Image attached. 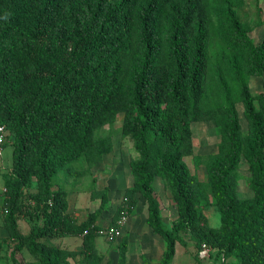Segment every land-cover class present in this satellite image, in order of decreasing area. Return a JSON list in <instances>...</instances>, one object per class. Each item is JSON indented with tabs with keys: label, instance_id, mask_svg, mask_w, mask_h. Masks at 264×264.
<instances>
[{
	"label": "trees",
	"instance_id": "obj_1",
	"mask_svg": "<svg viewBox=\"0 0 264 264\" xmlns=\"http://www.w3.org/2000/svg\"><path fill=\"white\" fill-rule=\"evenodd\" d=\"M244 0H0V126L13 141L12 171L3 176L5 219L13 264L26 249L40 264H102L96 239L101 207L79 223L69 211L62 172L78 173L85 160L101 164L114 150L97 132L124 116L123 135L139 154L131 164L134 184L124 195L113 226L130 217L142 199L147 225L162 237L160 264H172L177 244L192 234L226 261L264 264V93L249 81L264 76V40L256 44L238 7ZM215 12L217 24L212 18ZM242 105L249 133L244 134ZM213 122L219 152L210 157V185L221 214L209 227L200 204L205 186L186 158L193 155V126ZM3 157V156H2ZM0 157V159L2 158ZM248 163L254 196L242 199L240 167ZM166 181L178 218L168 228L156 194ZM36 191L29 192L33 183ZM25 202L24 208L21 203ZM22 215L31 227L19 230ZM83 236L81 252L46 240ZM129 238L119 245L127 264ZM211 253V256L213 254Z\"/></svg>",
	"mask_w": 264,
	"mask_h": 264
},
{
	"label": "rangeland",
	"instance_id": "obj_2",
	"mask_svg": "<svg viewBox=\"0 0 264 264\" xmlns=\"http://www.w3.org/2000/svg\"><path fill=\"white\" fill-rule=\"evenodd\" d=\"M240 0H235L238 3ZM240 18L244 23L253 30L251 36L256 44H260L264 40V0H244V5L237 8ZM214 23L217 24V16L215 12L212 15ZM250 89L253 94L264 93V76L261 78H251L249 81ZM241 123L245 135L249 133L248 122L244 118V110L242 105L238 106ZM124 116L120 115L113 124L101 128L96 136L97 138L110 137L114 143V150L111 154L105 156L101 164L89 166L85 160L74 165V169L78 173L72 175L69 172H62L55 181L54 189L64 188L67 191L69 199V211L77 219L79 223L85 221L88 216L100 209L102 199L94 198V195H105L107 206L97 220V226L100 228L96 239V248L98 254L103 258L102 264H118L119 261V245L125 237L123 234L120 238H114L100 234L101 230H107L112 227L113 221L117 216V211L124 201V195L128 189L134 184V177L131 164L138 159L139 154L136 151L133 142L123 135ZM193 155L186 158L185 161L189 165L193 174L205 186L203 200L200 209L204 216L206 224L211 228H219L221 225V214L216 199L212 194L210 185V157L219 152L221 143V133L219 128L213 122H200L193 126ZM13 141L6 145L3 157L0 159V241H5L9 237L6 227V217L9 211L7 195L5 193V182L3 176L12 171L13 165ZM248 163L244 159L240 174L241 180L238 184L237 193L242 199H249L254 196L248 179L251 174L248 169ZM37 183H33L29 189L30 193L36 191ZM156 194L162 206V218L168 228L178 218L177 207L172 197L171 191L165 180L158 178L155 183ZM26 202V201H25ZM21 203L22 208L26 204ZM146 214L148 216V203L146 199H142L137 208L134 209L133 216ZM130 218L129 222L130 223ZM139 217H135L132 224L138 227ZM19 230L23 236L29 235L31 227L23 218L18 217ZM147 224V223H146ZM128 224L126 225V227ZM125 227V229H126ZM143 222L139 229L140 233L135 235L134 243L131 248V264H158L156 258L160 259V254L151 255V252H140L139 248L142 241L161 236L155 234L153 230ZM125 233V232H124ZM156 235V236H155ZM189 243L188 248H184L177 244L176 256L172 264H236L235 258L223 259V255L218 254L215 250L211 257L202 259L199 256V242L192 234H182ZM163 240V239H162ZM50 244L60 246L68 251H83V236H64L62 238L46 240ZM164 241V240H163ZM155 244V243H154ZM13 246L4 243L0 264H13L11 260V252ZM148 251V250H147ZM150 257V258H147ZM21 262L26 264H40L30 253L24 249L19 256ZM137 260V262H136ZM161 262V261H160ZM85 256L79 255L72 264H86ZM160 264V263H159Z\"/></svg>",
	"mask_w": 264,
	"mask_h": 264
},
{
	"label": "crops",
	"instance_id": "obj_3",
	"mask_svg": "<svg viewBox=\"0 0 264 264\" xmlns=\"http://www.w3.org/2000/svg\"><path fill=\"white\" fill-rule=\"evenodd\" d=\"M135 217H139V219H140L138 221V227L135 224H132V221ZM146 221H147V215L146 214H140L137 216H133L132 218H130V223H128V226L126 227V229H124V232H125L124 235L129 238V250H128V255H127V264L132 263L131 248H132L133 243H134L135 235L140 233L139 229L143 225V222L147 226ZM139 250L141 253L142 252H144V253L151 252V255L160 254V259L156 258V260L158 261L157 263L159 264L161 259H162L163 254L166 250V244L162 239H159L158 237H154L153 239H150V240L145 238L142 241V244L140 245ZM176 250H177V247H176ZM147 258H150V257L147 256ZM136 262H137V260H136Z\"/></svg>",
	"mask_w": 264,
	"mask_h": 264
},
{
	"label": "built area",
	"instance_id": "obj_4",
	"mask_svg": "<svg viewBox=\"0 0 264 264\" xmlns=\"http://www.w3.org/2000/svg\"><path fill=\"white\" fill-rule=\"evenodd\" d=\"M7 129L5 126H0V157L3 156L4 153V145L7 139ZM130 216L128 214H124L118 221L116 226H112L108 228L107 230H101L100 234L107 235L114 238H120L124 234V229L126 225L129 222ZM213 252L212 248H210L208 245L203 244L201 246V250L199 252V256L202 259L211 257V253Z\"/></svg>",
	"mask_w": 264,
	"mask_h": 264
}]
</instances>
